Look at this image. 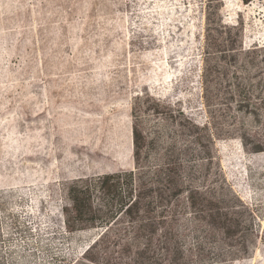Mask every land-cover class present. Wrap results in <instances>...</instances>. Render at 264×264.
I'll return each mask as SVG.
<instances>
[{"label":"rangeland","instance_id":"1","mask_svg":"<svg viewBox=\"0 0 264 264\" xmlns=\"http://www.w3.org/2000/svg\"><path fill=\"white\" fill-rule=\"evenodd\" d=\"M134 114L158 141L179 121L188 156L200 137L248 231L66 229L67 184L134 168ZM0 229V264H264V0H0Z\"/></svg>","mask_w":264,"mask_h":264},{"label":"trees","instance_id":"2","mask_svg":"<svg viewBox=\"0 0 264 264\" xmlns=\"http://www.w3.org/2000/svg\"><path fill=\"white\" fill-rule=\"evenodd\" d=\"M154 112L159 111L155 108ZM165 115L176 122L170 109ZM139 122V115L134 114L131 125L133 169L79 176L67 184L70 207L69 211L65 210L67 230L99 227L101 232L90 243V248L110 233L118 238L121 231L117 225L126 221L134 238L144 239L141 243L144 249L167 248L166 239L178 236L185 229L179 223L187 217L208 219L212 224L217 222L216 229L228 236L249 230L243 223L253 216L252 205L238 200L218 171L213 175L214 181L208 180L209 173L201 162L210 161L211 155L200 137L195 136L190 141L201 147L191 158L187 153L188 145L179 139L183 134L179 121L178 130L167 135L166 141H158L157 135L149 138ZM156 233L164 240L152 245Z\"/></svg>","mask_w":264,"mask_h":264}]
</instances>
